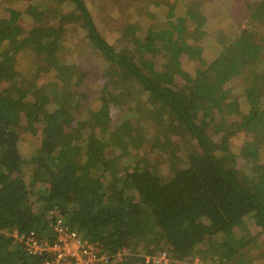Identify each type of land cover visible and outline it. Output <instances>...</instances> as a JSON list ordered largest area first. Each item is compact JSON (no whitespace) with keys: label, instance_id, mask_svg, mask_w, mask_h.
Here are the masks:
<instances>
[{"label":"trees","instance_id":"16d2710c","mask_svg":"<svg viewBox=\"0 0 264 264\" xmlns=\"http://www.w3.org/2000/svg\"><path fill=\"white\" fill-rule=\"evenodd\" d=\"M68 1L100 62L94 69L103 89L84 104L89 73L60 58L63 25L26 30L0 18V264L43 259L27 254L9 232L32 230L50 239L45 214L53 207L109 254L129 250L114 264H145L141 254L163 249L179 260L200 254L207 264H254L249 246L257 236L245 222L251 217L257 234H264V43L252 41L253 30L245 28L208 59L204 20L189 23L202 2L183 0L184 15L174 18L170 8L163 27L145 30L135 19L113 44L85 0ZM252 4L251 18L261 24L264 0ZM24 48L40 57L38 72L53 70L42 84L26 83L17 71ZM241 75L236 90L242 94L236 95L229 82ZM144 96V113L157 125L150 140L140 120L126 116ZM20 130L39 140L29 160L19 153ZM236 134L245 136L237 153L231 150ZM146 140L152 151L156 146L168 154L166 175L146 156L125 167L106 155L105 149L120 152L123 145L144 148Z\"/></svg>","mask_w":264,"mask_h":264},{"label":"rangeland","instance_id":"374dc122","mask_svg":"<svg viewBox=\"0 0 264 264\" xmlns=\"http://www.w3.org/2000/svg\"><path fill=\"white\" fill-rule=\"evenodd\" d=\"M182 1L85 0V4L100 33L114 44L120 36L118 31L135 19L141 20V26L145 30L148 26L158 27L160 25V27H163L168 20L167 15L170 8H173L174 18L184 15V3H180ZM255 1L257 0H198L199 3L202 2V7L200 12H196L195 16L197 17L193 22L189 18L191 20H189V23L198 25L200 18L204 20L201 27L207 35L203 36L201 41L204 45L203 52L208 59L217 57L221 53L222 48L234 39L236 40L242 29L245 28L253 30L252 41L254 40L258 45L264 43V19L261 24H258L256 23L257 20H252L251 18L252 9L254 11L256 7L252 2ZM146 12L153 15L147 18ZM3 15L16 22L20 28L26 30H31V28L39 27L40 25L62 24L63 32L58 40L60 58L66 63H77L79 67L82 66L81 68L89 73L83 81L87 83V86L84 87L83 85L85 95L82 96L80 103H87L97 97L98 91L103 89V84L95 73V69L99 70L100 62L94 58L93 53H90L78 13L68 0H0V18ZM235 18L239 19V21H236ZM0 47H2V44H0ZM39 59L40 57L34 58V54L29 48H24L17 53L16 69L26 83L36 81L37 84H42L54 74L53 70L49 74L43 73V71L38 72L41 62V59ZM242 78H244L243 75L237 76L229 82L230 86L234 88V94L236 95L242 94V88L236 90V85H242ZM141 100L142 102L138 105L134 102L130 104L129 109H126V116L132 118V120H140L141 126L138 127L148 131L147 139L150 140L156 132L157 125L154 126L151 118H148L144 113V109L147 106L145 96ZM240 108L242 113H246L248 110L247 102L242 101ZM244 138V134H236L231 139V150L233 152H238V147L243 143ZM148 140L144 143V148H126V145H123V150L121 149L120 152L112 150V148L105 149V152L108 157L117 156L120 159L121 166L125 167H132L140 156H146L151 166H154L158 173L166 175L169 170L167 163L168 154L156 146H154V151H152ZM38 145L39 140L36 135H32L26 130H20L18 149L21 158L29 160ZM260 148L259 161L264 163V144ZM96 175H100V173ZM250 218L246 220L245 225L250 229L251 235L255 233V236H257L249 246L250 255L254 257V264H263L264 234H257L258 229L253 224V219ZM240 234H243V232H240ZM205 246L206 244L203 242L198 248ZM194 256L201 257L200 254H195ZM201 258L203 259V264H207L206 259L203 256ZM239 264H246V262Z\"/></svg>","mask_w":264,"mask_h":264},{"label":"built area","instance_id":"2783aa9c","mask_svg":"<svg viewBox=\"0 0 264 264\" xmlns=\"http://www.w3.org/2000/svg\"><path fill=\"white\" fill-rule=\"evenodd\" d=\"M45 221L52 233L50 239L41 240L32 230L27 233L16 229L9 232L27 254L43 256L38 264H114L130 255L128 249L109 254L101 242L82 237L66 224L55 207L47 210ZM140 256L145 264H203L199 256L179 260L173 258L166 249Z\"/></svg>","mask_w":264,"mask_h":264}]
</instances>
